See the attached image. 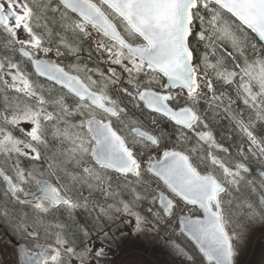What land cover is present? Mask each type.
<instances>
[{"label":"snow or ice","instance_id":"6c2138e0","mask_svg":"<svg viewBox=\"0 0 264 264\" xmlns=\"http://www.w3.org/2000/svg\"><path fill=\"white\" fill-rule=\"evenodd\" d=\"M0 220L17 264H107L119 224L236 264L264 225V0H0Z\"/></svg>","mask_w":264,"mask_h":264},{"label":"trees","instance_id":"16d2710c","mask_svg":"<svg viewBox=\"0 0 264 264\" xmlns=\"http://www.w3.org/2000/svg\"><path fill=\"white\" fill-rule=\"evenodd\" d=\"M161 127L165 129V131L171 133L172 129L170 125H166L164 123L161 124ZM215 132L217 135V139L223 142L226 146H229L231 144V141L226 139L228 135V124L227 121H221L214 125ZM90 217L86 213H82L78 215V221L80 223H89ZM3 227L4 229L13 237V238H20L16 235L15 232H13L12 227L9 223L3 221ZM264 231V230H263ZM256 264H261V258L264 257V248H261L258 250L254 256Z\"/></svg>","mask_w":264,"mask_h":264},{"label":"bare ground","instance_id":"6f19581e","mask_svg":"<svg viewBox=\"0 0 264 264\" xmlns=\"http://www.w3.org/2000/svg\"><path fill=\"white\" fill-rule=\"evenodd\" d=\"M2 225H3V222H2ZM2 232L5 233L9 238L16 239V238H13L5 229ZM19 239H21V238H19Z\"/></svg>","mask_w":264,"mask_h":264},{"label":"rangeland","instance_id":"374dc122","mask_svg":"<svg viewBox=\"0 0 264 264\" xmlns=\"http://www.w3.org/2000/svg\"><path fill=\"white\" fill-rule=\"evenodd\" d=\"M124 262H125V264H134L133 261H132L131 259H128V260H126V261H124Z\"/></svg>","mask_w":264,"mask_h":264},{"label":"water","instance_id":"95a60500","mask_svg":"<svg viewBox=\"0 0 264 264\" xmlns=\"http://www.w3.org/2000/svg\"><path fill=\"white\" fill-rule=\"evenodd\" d=\"M22 245H18V249L21 247Z\"/></svg>","mask_w":264,"mask_h":264}]
</instances>
